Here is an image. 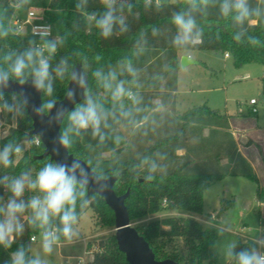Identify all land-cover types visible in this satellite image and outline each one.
I'll use <instances>...</instances> for the list:
<instances>
[{"label":"trees","instance_id":"obj_1","mask_svg":"<svg viewBox=\"0 0 264 264\" xmlns=\"http://www.w3.org/2000/svg\"><path fill=\"white\" fill-rule=\"evenodd\" d=\"M5 1L0 0V8L5 10L7 19L14 11L23 16L29 8L44 9L46 21L52 25L54 34L63 41L51 61L53 66L61 58H66L69 64L77 67L80 66L81 57L86 56L91 69H107L109 65L115 66L118 61L127 58L138 70L140 86L133 88V91L139 92L143 97L142 111L135 114L138 126L128 125L127 122L114 125L116 132L122 136L119 144L109 138L104 145H100L88 133L78 139L69 150L74 157L91 158L94 164L99 161L107 177L117 176L114 190L119 196L129 191L125 205L132 223L164 210L201 215L204 212V191L211 184L229 176L245 177L255 182L256 199L264 204V187L259 186L254 168L239 151L226 115L207 106L189 109L176 119L168 114L152 113L153 109L162 106L169 105L170 109L175 106L173 93L177 90L178 52L181 50L171 43L176 33L171 16L187 9L185 0L161 2L159 7L156 0H152L150 5H146L145 0H119L123 5L122 15L128 31H117L108 39L102 38L88 19L92 14H102L104 8L101 0H87L82 8L76 6L80 0H29V3L23 5H19V0H12L14 5L4 6ZM249 4L251 8H260L264 13V0H249ZM195 15L202 33L201 43L189 50L228 53L238 68L249 63L264 66V16L254 17V24L245 23L241 28L230 17L221 16L219 0ZM3 24L8 28L7 20ZM237 34H241L240 40L235 39ZM253 37L259 42L253 44L250 39ZM30 42H34L30 37L9 32V35L0 38V62H3L6 54L22 52L30 47ZM97 56L100 57L99 61L96 60ZM91 69L90 85L93 91L102 93L103 90L96 86L91 77ZM121 78L131 79L127 75ZM262 83L264 92V77ZM68 85L69 81H54L53 96L57 101L64 99ZM10 94L5 93L6 96ZM156 98L161 100L160 104L153 103ZM105 102L110 104L108 100ZM125 103L130 104L128 101ZM0 121L6 125L14 124L9 136L0 139V147L9 142L21 144L32 140L33 123L28 113L14 119L6 111H0ZM121 126L135 130L131 145H127L120 132ZM249 142L254 144L251 139ZM256 147L260 149L259 145ZM178 150H185V154L178 155ZM43 152V144L35 146L30 143L29 148L23 150L18 159L14 158L16 162L12 167L0 168V176L14 177L29 169L35 173L50 159H38ZM104 153H109L110 157H102ZM259 153L264 166L261 149ZM145 157L156 163L155 172L149 173L148 166L142 163ZM149 174L153 177L151 180L146 178ZM31 195L32 193H26L24 199L27 200ZM9 196L10 193L0 186V203H6ZM88 197V206L82 213L78 206V213L82 216L87 209H91L99 227L114 228V212L104 199L98 195ZM164 200L166 205H163ZM223 210L222 208L220 213ZM255 211H258V224L264 227V218L259 209ZM54 223L58 225V221ZM136 228L150 244L157 260L171 259L175 264L212 263L210 252L219 234L215 229L204 228L192 218L167 217ZM37 232L25 221L24 233L16 238L11 248L0 247V264H9L11 254L17 247L23 245L26 249L30 248V239ZM175 238H182L188 243V262L184 255L166 252L165 245L158 241ZM61 242H64L63 239ZM95 246L97 249L91 264H129L124 253L119 250L114 234L97 241ZM88 247L91 248V244ZM250 247L257 245L238 242L236 251Z\"/></svg>","mask_w":264,"mask_h":264},{"label":"clouds","instance_id":"obj_2","mask_svg":"<svg viewBox=\"0 0 264 264\" xmlns=\"http://www.w3.org/2000/svg\"><path fill=\"white\" fill-rule=\"evenodd\" d=\"M87 0H80L76 5L82 8ZM187 9L175 12L171 16V23L176 33L172 38V46L178 50L187 51L200 45L202 33L198 27L196 13L203 12L217 0H185ZM29 0H19V5L27 4ZM104 11L102 14H92L88 19L98 30L99 35L110 38L115 32L125 33L128 25L122 15L123 5L119 0H101ZM150 5L152 0H145ZM18 5V6H19ZM161 5V0H156ZM129 10L131 5L128 6ZM219 11L222 17L231 18L237 26L243 28L245 23H254V17L264 16L260 8L250 7L249 0H219ZM11 30L3 24L0 18V38L9 35ZM41 43L30 42V47L22 52H10L0 62V111H6L14 119L27 114L30 98L23 91L30 86L41 94L42 102L31 105L32 113L52 128L59 125L57 135L53 138V152L59 156L61 149L65 150L63 160L49 159L35 171H22L19 175L9 177L0 176V186L10 193L6 203H0V247L11 248L17 237L25 231V221L41 233V249L43 254L51 255L63 239L72 243L79 238L78 226L82 211L89 204L88 189L103 193L108 187V177L102 170L99 161L95 164L91 158H77L70 156L74 143L85 134L90 133L100 145L112 138L116 144L122 136L116 132L114 125L127 122L128 125L138 126L135 114L142 111L143 97L138 88V70L130 59H122L115 66L107 69L98 67L91 69L86 56L81 57L80 67L69 64L66 58H61L55 66V57L62 40L49 39L50 33H39ZM241 39V34L235 36ZM253 44L259 41L250 38ZM139 43V42H138ZM100 57H96L99 61ZM186 60L188 57L185 58ZM96 86L102 93L93 91L89 82V70ZM127 75L131 79H122ZM69 81L73 87L66 89L65 98L73 106L71 109L57 107L54 98V81ZM12 83L21 89L9 96L5 90ZM77 92L82 97L77 102ZM47 97L48 99H43ZM106 100L110 104H106ZM125 101L130 102L126 104ZM46 118V120H45ZM29 133H26L28 135ZM44 133H36L29 143H40ZM23 151L20 143L9 142L0 147V168L14 165ZM70 159V162H69ZM148 166L149 173L157 169L154 161L145 157L142 161ZM151 180L149 174L146 177ZM32 195L25 200V194ZM2 199V198H0ZM58 221V225L54 223ZM260 247L243 248L236 251V243H229L223 254L229 264H264V240L258 241ZM30 248L23 245L17 247L11 254L9 264H46L38 254L29 255Z\"/></svg>","mask_w":264,"mask_h":264},{"label":"rangeland","instance_id":"obj_3","mask_svg":"<svg viewBox=\"0 0 264 264\" xmlns=\"http://www.w3.org/2000/svg\"><path fill=\"white\" fill-rule=\"evenodd\" d=\"M140 1V0H138ZM178 0H161V2H176ZM14 5L12 0H6L4 6ZM15 12V11H14ZM18 13H14L7 19L6 12L0 8V18L8 21V29L12 31V19ZM10 31V32H11ZM54 39L60 38L54 34ZM180 61L182 57H190L197 62L186 67L180 65L177 76L176 105L179 113H184L190 108L207 106L217 113L233 118L231 131L237 141L241 154L250 162L258 178L259 186L264 187V166L260 157V149L264 154V148L260 142L254 140L253 134L247 130L248 125L255 132L264 133V92L262 78L264 66L257 63H249L240 68L236 67L232 57L217 51L187 50L179 51ZM251 99L258 101V113H250L247 103ZM3 126L0 123V131ZM250 139L254 144H250ZM26 147V143H21ZM260 146V149L256 147ZM18 159V158H16ZM257 185L245 177H226L225 179L211 184L204 191V212L201 215L195 213L178 212L176 210H164L158 216H149L134 222V227L147 225L153 220L167 217L192 218L204 228L215 229L219 236L210 252L211 264H229L223 254L224 248L231 242L255 243L264 240V227L258 224V211L264 218V204L256 199ZM224 209L220 213L221 209ZM33 228V227H32ZM35 234L37 242L31 247L32 254H38L46 261V264H65L61 258L65 249H71L69 254L74 256L69 264H77V256H83L85 250L96 251L95 243L105 240L114 234V228H102L96 224L91 209H87L81 216L78 226L79 238L71 246L58 245L51 255H45L41 249V233L39 229ZM165 245L168 253L184 255L189 261V245L182 238L159 239ZM91 244V248L88 247ZM264 251V248L261 249ZM204 264H209L208 262Z\"/></svg>","mask_w":264,"mask_h":264},{"label":"water","instance_id":"obj_4","mask_svg":"<svg viewBox=\"0 0 264 264\" xmlns=\"http://www.w3.org/2000/svg\"><path fill=\"white\" fill-rule=\"evenodd\" d=\"M182 57L180 64L182 67H186L191 64H196L194 60L190 57L185 59ZM80 66H77L79 68ZM73 87L69 82L68 88ZM21 89L15 83H12L11 86L5 90V93L18 92ZM23 91L30 98V106L28 108V115L32 120L33 129L31 135L34 136L36 133L43 132V138L41 142L44 146V152L42 155L38 156V159L50 158L53 160H63L65 158V150L61 149L59 156L53 152V138L57 135L59 130V125L52 128L47 127L46 123H42L39 117H36L32 113L31 105H39L42 102L41 94L37 93L30 86H25ZM80 93L77 92V102L81 99ZM65 107L66 109H71L73 106L67 101L64 97L61 101H57V107ZM46 120V118H45ZM70 156H74L67 150ZM70 162V159H69ZM108 187L107 190L102 194L94 191L92 187L88 189V196L98 195L104 199L105 203L109 208L114 212L115 215V227H114V236L117 241L119 250L124 253L126 260L129 264H175V261L171 259L157 260L153 249L150 244L145 240V238L139 234L136 227L133 226L131 222L128 209L125 205V201L129 196V191L124 195H117L114 186L117 181V176L108 177Z\"/></svg>","mask_w":264,"mask_h":264},{"label":"built area","instance_id":"obj_5","mask_svg":"<svg viewBox=\"0 0 264 264\" xmlns=\"http://www.w3.org/2000/svg\"><path fill=\"white\" fill-rule=\"evenodd\" d=\"M14 13L18 12L15 11ZM44 13V9L32 7L27 9L26 13L23 16H20L19 13L16 14V16H14V18L12 19L13 29L11 32L18 36L30 37L34 40L36 45H39L42 42L39 35V33L41 32L48 31L50 33L48 38L54 39L52 25L46 21ZM225 56L229 57V54L226 53ZM247 105L251 114L258 113V101L256 99L249 100ZM0 123L3 126V129L0 131V139H5L9 136L10 129L14 127V124L6 125L2 121H0ZM25 143L26 147H24L23 150L28 149L30 146L29 142ZM40 144H42L41 141L38 144L34 143L35 146H40ZM163 205H166V200L163 201ZM35 239V236H33L31 237L30 241L33 242L35 241ZM93 259L94 251L85 250L83 256L77 257V264H91L93 262Z\"/></svg>","mask_w":264,"mask_h":264},{"label":"crops","instance_id":"obj_6","mask_svg":"<svg viewBox=\"0 0 264 264\" xmlns=\"http://www.w3.org/2000/svg\"><path fill=\"white\" fill-rule=\"evenodd\" d=\"M255 23V22H254ZM253 23V24H254ZM226 57V56H225ZM178 59H179V67H180V54H179V52H178ZM178 71H179V68H178ZM178 76V75H177ZM177 89H178V85H177ZM176 94H177V90L173 93V95L175 96V99H174V104H175V106H174V109H170L169 108V105L168 106H162V107H160V108H156V109H153L152 110V113L153 112H155V113H164V114H168V115H170L171 117H173L174 119H176L178 116H180V115H182L181 113H179V111H178V109H177V105H176ZM160 102H161V100L159 99V98H156V99H154V101H153V103H155V104H160ZM248 104V103H247ZM130 105V104H129ZM248 106V105H247ZM190 109H192V108H190ZM189 110V109H188ZM187 110V111H188ZM186 112V111H185ZM184 112V113H185ZM254 115V114H253ZM227 116V115H226ZM227 118H228V120H229V122H230V126H232V123H231V121H232V119L233 118H231V117H228L227 116ZM246 126H247V130H249V132L251 133V134H253L252 135V137L254 138V140H257V142H260L261 144H262V146H263V148H264V133H262V132H259V131H257V132H255L254 130H253V128L252 127H256V125L255 124H252V125H248V124H246ZM120 132L124 135V137H125V139H126V142H127V145H131L132 144V140H133V136H134V133H135V130H130V129H128V128H125L124 126H121L120 127ZM232 134L234 135V133L232 132ZM204 135L206 136L207 135V131L205 130V132H204ZM240 151V150H239ZM177 154L178 155H184L185 154V150H178L177 151ZM102 157H104V158H109L110 157V154L109 153H104V154H102ZM224 163H226V161L224 160L223 161ZM174 211V210H173ZM177 211V210H176ZM179 212V211H178ZM160 213H158V214H155V215H152L151 217H153V216H158ZM93 217H94V214H93ZM32 228V227H31ZM33 229V228H32ZM36 231H38V230H36ZM35 238H36V236H35ZM37 242V238L35 239V241H33V242H31L30 241V249H31V247H32V245L34 244V243H36ZM76 242V240H74L72 243H66V242H60V244H59V246H60V248L61 247H63V246H71V245H73L74 243ZM67 252H65L66 254H63L64 253V250L61 248V251H59L60 252V256H61V258H63V259H65L66 261H65V264H69V260L70 259H73L74 258V256H71L70 254H69V252L68 251H70L71 249H69V247L67 248V249H65ZM30 253H31V255H32V250L30 251ZM84 255V254H83ZM77 257H80V256H77ZM76 257V258H77ZM62 264V263H61Z\"/></svg>","mask_w":264,"mask_h":264}]
</instances>
